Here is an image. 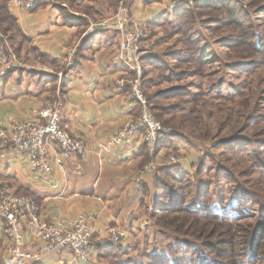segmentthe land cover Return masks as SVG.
<instances>
[{
    "label": "rangeland",
    "instance_id": "rangeland-1",
    "mask_svg": "<svg viewBox=\"0 0 264 264\" xmlns=\"http://www.w3.org/2000/svg\"><path fill=\"white\" fill-rule=\"evenodd\" d=\"M120 1L61 0L59 4L66 5L67 14H94L105 8L111 14L107 19H111ZM139 1L143 11L161 8L152 0ZM229 1L234 3L229 8L194 3L169 17L168 12L179 8H168L150 22L132 20L133 27L142 26L146 31L143 45H151L143 58L142 92L156 120L169 132L164 141L173 138V149L167 150L166 163L154 164L140 185L139 221L144 226L134 228L112 251L98 250L96 264H149L151 255L165 252L178 239L198 242L204 247H200L201 253L212 254L219 262L235 259L236 253L239 264H264V242L255 258L248 256L252 237L264 227V0ZM48 2L49 6L58 3L41 0L39 6ZM10 5L8 0V11ZM1 34L5 39L0 41V54L11 52L29 68L17 52L27 40L19 33L12 40ZM179 143L186 146L184 152L178 150ZM150 155L136 180L153 164L157 153ZM176 156L184 163L192 162L186 171L172 164ZM161 184L167 185V190ZM178 193L188 202L202 198L209 207L233 219L238 214L232 209L241 206L248 213L235 223L238 232L220 224H196L197 234L207 231L209 239L199 242L179 237L154 223V216ZM233 234L238 235L240 248L232 252L228 243Z\"/></svg>",
    "mask_w": 264,
    "mask_h": 264
},
{
    "label": "crops",
    "instance_id": "crops-1",
    "mask_svg": "<svg viewBox=\"0 0 264 264\" xmlns=\"http://www.w3.org/2000/svg\"><path fill=\"white\" fill-rule=\"evenodd\" d=\"M56 1L59 4L61 0ZM140 2L133 0V22H150L168 8V0H152L161 8L143 11ZM49 4L31 12L9 7L27 40L17 52L32 70L21 69L0 80V129L34 121L33 111L47 98L59 99L64 103L63 126L87 143L89 154L83 161H65L60 166L51 161L54 175L46 177L30 173L26 156L10 153L3 158L0 143V187L7 184L17 195L33 198L41 207L42 218L50 223L97 214L95 240L115 226L131 230L130 237L139 222L142 200L141 187L135 180L151 153L140 139L120 148L109 145L124 123L139 114L138 107L127 102L118 90L116 81L124 75V69L111 64L120 34L113 28L90 30L92 24L111 16L105 8L94 14H67L63 9L66 5ZM71 62L74 65L69 68ZM177 146L185 151L186 146ZM160 147L153 155L152 168L166 163V152L173 149L165 144ZM187 161L184 169L192 163ZM36 244L29 239V247ZM9 247L0 220V262ZM40 264L61 263L49 256Z\"/></svg>",
    "mask_w": 264,
    "mask_h": 264
},
{
    "label": "built area",
    "instance_id": "built-area-1",
    "mask_svg": "<svg viewBox=\"0 0 264 264\" xmlns=\"http://www.w3.org/2000/svg\"><path fill=\"white\" fill-rule=\"evenodd\" d=\"M9 1L13 9L31 12L39 0ZM132 1L121 0L114 17L92 24L90 30L94 32L113 28L120 34L121 40L111 64L124 69V75L116 81L118 90L125 95L127 102L139 109L138 116L126 121L113 135L109 145L120 148L140 139L142 145L154 154L169 132L156 120L142 92L143 58L150 52L151 45H143L145 29L142 26L133 27ZM194 3L195 0H168V8H188ZM4 39L1 34L0 41ZM73 65L71 62L69 68ZM21 69L32 70L26 68L13 53L0 54V80ZM63 108V101L47 98L42 107L33 111L34 121L17 123L10 129H0L2 157L5 158L10 153L26 156L30 173L46 177L54 175L51 161L60 166L65 161L85 160L89 154L87 143L73 136L63 126ZM172 164L182 166L184 161L176 156ZM151 168L152 165L149 164L138 174V186ZM98 217L97 214H80L71 219L63 218L50 223L42 218L41 207L33 198L17 195L9 185H2L0 220L10 247L0 264H40L49 256L56 257L61 264H96L99 246H120L129 235L127 228L115 226L109 227L104 237L95 240ZM142 226L143 223L139 221L135 229ZM29 239L36 241L37 246L29 247Z\"/></svg>",
    "mask_w": 264,
    "mask_h": 264
},
{
    "label": "trees",
    "instance_id": "trees-1",
    "mask_svg": "<svg viewBox=\"0 0 264 264\" xmlns=\"http://www.w3.org/2000/svg\"><path fill=\"white\" fill-rule=\"evenodd\" d=\"M38 1L36 5V9H39V2ZM215 2V3H214ZM4 5L0 6V31L4 33L5 35L8 34L9 38L12 40L14 38L15 33L21 34L23 37L20 27L18 25L17 19L14 18L10 12L8 11V0H3ZM195 3L197 6H207L209 8H213L216 5L220 4L222 7H228L233 6V1L229 0H195ZM186 10L183 8H179L175 10L174 12H168L167 17L172 16L176 13H183ZM165 17V16H164ZM10 34V35H9ZM257 47V50H259V47ZM148 61H151V58L148 59ZM174 140L172 137L169 138L167 141H163L161 144L165 145H171L173 146ZM160 144V146H161ZM159 146V148H161ZM186 171L181 165L175 166V168ZM159 172V169L156 170ZM155 171V172H156ZM156 172V173H157ZM159 178V177H158ZM146 185V184H144ZM163 188V190H167V185L161 184L159 185ZM159 187V188H160ZM158 188V189H159ZM164 206V205H163ZM166 206V207H165ZM165 206L163 208V212L160 215L154 216V223L156 226L161 227L162 229L168 230L173 232L175 235L179 237H189L193 238L194 240H198L199 242H202V239H209V233L206 231L202 236L197 234V231L195 229V225L199 224L200 226L204 227L206 224H220L221 226H224L228 230H232L236 228L237 231V224L236 222H239V218L243 217L248 213V211L245 212L244 207H238L235 209H232V212H235L238 214V218L233 219L230 216H225L226 213L224 211L220 210H214L213 207H209L205 202H203V199H195L193 202L185 200L183 195H172L170 201L168 203H165ZM165 209V210H164ZM245 217V216H244ZM243 220V219H241ZM240 220V221H241ZM263 226V223L262 225ZM238 232V231H237ZM255 233V232H254ZM252 233V235L254 234ZM258 233L256 236H254L251 239V245L248 252V256L255 258L257 254V250L260 249L262 246V242H264V227H259ZM185 234V235H183ZM233 238H230V242L228 243L230 250L236 251V249L240 246L237 244V234L232 235ZM115 247L112 244H106L99 246L98 250L101 251H108L111 248ZM204 247L199 244L198 242L191 241V240H184V239H178L174 243L168 245L166 247V251L163 253H157L154 255H151V258L148 260L149 264H239V261H237V254L235 253V259L230 260L229 257H227L225 262L222 261H216L211 255H205L201 253V249ZM112 251V250H110ZM211 256V257H210Z\"/></svg>",
    "mask_w": 264,
    "mask_h": 264
}]
</instances>
